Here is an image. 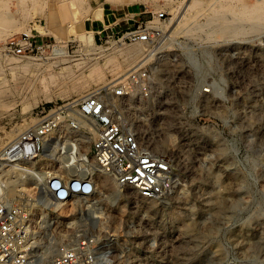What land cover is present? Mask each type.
Here are the masks:
<instances>
[{"label": "rangeland", "instance_id": "374dc122", "mask_svg": "<svg viewBox=\"0 0 264 264\" xmlns=\"http://www.w3.org/2000/svg\"><path fill=\"white\" fill-rule=\"evenodd\" d=\"M0 1L13 20L0 23V152L68 102L117 82L139 61L156 72L151 96H133L120 111L130 124L154 133L156 150L172 165L169 188L144 205L124 196L106 202L98 183L101 211L88 220L87 236L105 242L103 264H264V20L242 15L261 0ZM192 9L198 10L194 16ZM160 12L167 24L164 47L149 58L145 44L122 37ZM184 15L190 19L176 28ZM225 26L236 32H218ZM25 36L42 48L29 58L6 48ZM137 48L144 56L128 64L125 55ZM162 63L175 70L193 65L200 89L180 93L175 71L158 72ZM168 104L179 110L164 125ZM66 113L53 133L59 154L85 132L70 126ZM70 237L50 238L54 250ZM37 241L43 249L48 242L44 235Z\"/></svg>", "mask_w": 264, "mask_h": 264}, {"label": "built area", "instance_id": "2783aa9c", "mask_svg": "<svg viewBox=\"0 0 264 264\" xmlns=\"http://www.w3.org/2000/svg\"><path fill=\"white\" fill-rule=\"evenodd\" d=\"M165 13L150 20L137 21L123 35V41L145 44V54L151 58L163 49L166 33ZM157 20V21H155ZM6 48L14 54L29 58L42 48L28 37L11 40ZM144 61L130 69L113 86H102L64 106L66 121L85 132L95 130L90 148L92 165L113 176L120 196L126 201L146 205L165 194L169 188L172 165L156 149L154 133L137 132L121 114L120 107L133 102V96L149 98L155 86L152 65ZM174 62L172 66L178 65ZM193 67V65H192ZM159 67L160 74L175 71L178 91L200 89L199 72L194 67ZM195 76L186 78L184 74ZM211 87V85H209ZM211 88H204L209 92ZM179 93V94H180ZM182 95V94H181ZM130 98L131 100H128ZM176 107L165 108L162 124ZM63 108L57 115L43 118L27 128L3 150L0 160V264H103L101 249L105 245L98 238L87 236L88 220L101 211V192L93 174L75 173L65 177L52 169L38 167L37 162L46 153L48 141L56 149L57 138L52 135L61 126ZM179 110V109H178ZM62 155V156H61ZM55 185V186H54ZM54 254L43 258L44 249L37 237L62 238ZM79 235L76 239L72 235Z\"/></svg>", "mask_w": 264, "mask_h": 264}, {"label": "bare ground", "instance_id": "6f19581e", "mask_svg": "<svg viewBox=\"0 0 264 264\" xmlns=\"http://www.w3.org/2000/svg\"><path fill=\"white\" fill-rule=\"evenodd\" d=\"M111 2H117V1H130V0H109ZM259 2V1H258ZM195 2H191L189 4V7H193ZM200 3V2H199ZM242 3V2H241ZM259 3H255L254 5L250 6V7H245V12L242 13V15L244 16L245 15H249L251 16V18L253 19H257L256 17L258 16V21L259 19L260 20H264V0H261L260 1V7L258 6ZM200 5V4H199ZM204 5V4H203ZM246 6V5H244ZM3 5H2V2L0 1V23H4V22H7L9 20L13 21L12 18L9 19L8 16H5L4 14V9H3ZM195 7V6H194ZM205 10V9H204ZM193 13L191 14L192 16L196 15V13L198 12V10H195L192 9ZM258 11H259V15H258ZM241 13V12H240ZM242 15L240 14L239 16L242 17ZM254 15L255 18L253 17ZM238 16V17H239ZM245 17V16H244ZM246 16V18H248ZM240 18V17H239ZM243 18V17H242ZM240 18V19H242ZM190 18H187L184 17L181 19V21L179 22V24L176 26L179 27L181 26V22L183 23V21H186ZM252 19V20H253ZM246 19H244L245 21ZM248 20H251L248 18ZM190 21H193L192 19ZM251 22V21H250ZM219 23V22H218ZM222 23V22H221ZM185 24V23H184ZM183 25V24H182ZM218 25V24H216ZM259 25V24H258ZM257 25V26H258ZM221 26H223L221 24ZM228 26V25H227ZM227 26L223 27L222 29H219L218 32H220L221 34L223 33H226V32H231V33H235L236 30L235 29H227ZM253 26H254V23H253ZM175 28V29H176ZM219 28L220 25H219ZM239 28V27H238ZM218 29V28H217ZM217 29H216V32H217ZM232 30V31H231ZM141 48V47H140ZM140 48H137V49H134L132 51H128L127 52V56L125 55V60L128 64H131V63H136V61H138V59L143 55V51L140 49ZM145 53V52H144ZM67 61V60H64V62ZM140 63V61L138 63H136L134 65L137 66L138 64ZM65 64V63H64ZM28 65V64H26ZM133 66V64H132ZM67 68V70H69L68 74L71 75V69L70 67H65ZM78 68H83L81 67L80 65L78 66ZM133 68V67H132ZM93 72V71H92ZM45 81V80H44ZM115 83H112L109 84L110 86H113ZM108 86V85H107ZM90 93V92H89ZM87 93V94H89ZM86 94V95H87ZM85 95H81L79 96L80 98L84 97ZM80 98H77L75 99L74 101H72L71 103H74V102H77ZM128 100H131L130 98H128ZM71 103H68V104H71ZM66 104V105H68ZM64 105V106H66ZM63 106V107H64ZM62 108V107H61ZM60 109V108H59ZM55 110L53 113L51 114H48L47 116L51 117V116H54L55 113H57V111L59 110ZM46 116V117H47ZM137 130V132H142L141 129L137 126H134ZM91 130L88 131V132H79L76 134V139H73V141L71 143H69L68 145H64L61 149L62 152H64V157H59V155H57L54 150L52 152H50V150L52 149L51 145L49 144L48 141L45 142V149H46V153L44 154V157L42 159H40L38 162H37V165L38 167L40 168H43L44 170L46 168H50L52 169L55 173H58L59 175H63L65 177H69V176H72L73 174L75 173H79V172H85L87 171L88 173L90 174H93V177L94 179L96 180L97 184L99 183L102 188L104 189L105 193H106V202H109V201H112L113 199H116V198H120V194L119 192L116 190L114 191L112 189V181L110 180V178L108 177V175L103 172V171H100V170H97L96 168L93 167V163H92V159L91 157L87 154V151H86V147L87 146V143L89 142V139L90 138H94L95 137V130L94 128L90 127ZM16 130H13V132H15ZM57 131H59V129H56L54 131V133H56ZM53 138H56L55 136L52 135ZM11 142V141H10ZM2 154L3 152L1 151L0 152V160H1V157H2ZM103 193V192H102ZM104 196V195H103ZM103 196H101V199H103ZM60 237V236H59ZM56 239V238H55ZM54 239H51L50 241L47 242L45 248H44V256L43 258L44 259H47L49 258L48 255L50 253H52V251H55L54 250V242H53ZM56 247V246H55Z\"/></svg>", "mask_w": 264, "mask_h": 264}, {"label": "crops", "instance_id": "0c3cea01", "mask_svg": "<svg viewBox=\"0 0 264 264\" xmlns=\"http://www.w3.org/2000/svg\"><path fill=\"white\" fill-rule=\"evenodd\" d=\"M144 20V19H143ZM145 21V20H144Z\"/></svg>", "mask_w": 264, "mask_h": 264}, {"label": "snow or ice", "instance_id": "6c2138e0", "mask_svg": "<svg viewBox=\"0 0 264 264\" xmlns=\"http://www.w3.org/2000/svg\"><path fill=\"white\" fill-rule=\"evenodd\" d=\"M55 186V185H54Z\"/></svg>", "mask_w": 264, "mask_h": 264}]
</instances>
